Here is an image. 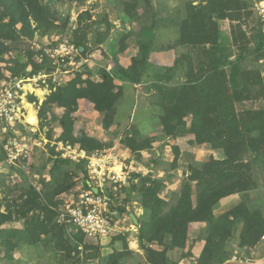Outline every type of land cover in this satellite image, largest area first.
I'll return each instance as SVG.
<instances>
[{
	"label": "trees",
	"instance_id": "obj_1",
	"mask_svg": "<svg viewBox=\"0 0 264 264\" xmlns=\"http://www.w3.org/2000/svg\"><path fill=\"white\" fill-rule=\"evenodd\" d=\"M84 1L76 0L78 3ZM250 5L248 0H200L198 3L188 1L183 14L176 16L173 13L172 18L171 15L158 17L157 12L156 26L158 21L161 24L172 23L164 26L163 30L166 31L163 35L170 33V38L174 37L175 43L168 42L166 45L156 38L154 23L150 26L144 24L145 9H139L137 0L125 1V13L121 12V19L124 23L128 19L142 24L139 30L140 40L138 39L136 50L133 51L131 63L124 67L118 55L126 51L131 55L129 47L132 32L119 27L121 30H116L110 42L105 41L108 50L104 46L100 47L102 57L111 55L116 65L112 70H107L108 62L101 65L102 60H99V66L102 67L98 70L85 65L81 70L71 73V79L65 83L56 85L53 79L48 80L50 87L56 89L39 108L42 127L46 124L49 126L53 120H47L46 112L50 108H63L62 115L55 117L63 129L57 140L79 146L88 155L112 146L113 142H104L86 129L76 128L75 113L79 107L85 105L81 110L94 109L99 112L101 124L107 132H111L117 112L121 113L120 108L117 110L118 102L124 97L128 85L141 84L146 77L156 81L149 89H157V93H154L160 103L155 106L159 112L157 125L162 127L166 136L176 140L182 136L194 135L197 143H210L214 149L223 151L222 159L211 155L210 159L199 163V166L191 165L188 180L173 191L168 201L161 197L164 183L157 182L156 179L147 177L140 181V185L131 183L132 190H139L141 193L138 204L144 210L142 217H149L145 221L139 218L138 226L140 248L145 252L144 264H180V260L192 255L191 247L197 240H205L198 264H224L236 251L240 255L243 251H251L262 240L264 190L257 186L256 172L258 170L259 173H264V77L258 68L251 71L242 67L248 58L245 53L250 44L254 46L250 48L249 54H254V59L258 61L264 59V33L259 17L256 21L251 20L253 11ZM91 17V11H83L79 15V27H69L66 30L70 23L69 16L60 20L46 2L0 0V60L5 54L18 50L19 42L33 39L38 31L51 37L60 34L58 43L65 40L76 47H82V55L87 56L92 49L86 43L83 23ZM227 19L232 23L231 34L223 32L220 27L219 21ZM102 22L103 19L100 23ZM107 23L114 26L110 21ZM85 24L89 26V22ZM101 42L104 39L100 37L98 44ZM56 44L57 41H54V45L50 46L55 47ZM172 44L190 46V51L203 54L197 71L193 57L181 60L179 65L184 69L178 71L187 76V83L179 89L162 82H170L172 78L163 73L164 70L154 76L148 73L154 67L153 52H161ZM236 45L241 52L231 59ZM40 48L28 49V60L25 62L20 61V57L16 59L18 66L13 77L31 78L41 72L58 69L48 49L42 46ZM226 65L230 66L229 71L226 70ZM65 66H62V71ZM174 68L177 70V65ZM4 76L0 75V79ZM31 99H36V96L31 95ZM244 100H262V105L237 113L236 102L242 103ZM126 112L131 113L132 109ZM139 122L130 128L125 127L121 141L136 154L135 157L141 158L143 150L152 148L156 136L155 133L152 134L155 125L150 126L146 120ZM12 136L13 133L9 131L4 137H0V164L6 165L9 155L4 145ZM48 137H53L52 131L48 133ZM54 148H50L54 153L53 158L56 157L50 168L51 178L41 179L40 189L30 181L26 182L21 186L18 196L20 202L15 199L4 203L6 210L0 213V256L3 254L12 260L14 251L22 246L44 244L51 245L56 251L68 256L77 254L78 258L83 250H93V256L102 259L101 264H122V260L133 253L126 236L118 237L125 243L124 250L115 249L113 253L101 257L99 246L86 243L83 235L74 237L67 224L58 221L60 199L57 197L75 186L74 176L78 172L85 175L84 186L89 188L85 181L88 160L77 162L64 158L59 153L55 155ZM174 150L177 161L179 150L176 145ZM247 157L249 160H246ZM11 168L16 169L15 166ZM42 169L44 171L46 167L39 171ZM19 172L23 174L22 170ZM1 176L6 174L0 171ZM136 176L141 177L140 174H135L134 177ZM9 190L12 192L10 187ZM236 193L240 195V202L216 215L215 209H218L221 200ZM120 210L126 212V207L122 205ZM22 221L24 223L21 227L13 225ZM203 224H206L205 228ZM177 250H180V254L175 255Z\"/></svg>",
	"mask_w": 264,
	"mask_h": 264
},
{
	"label": "rangeland",
	"instance_id": "obj_2",
	"mask_svg": "<svg viewBox=\"0 0 264 264\" xmlns=\"http://www.w3.org/2000/svg\"><path fill=\"white\" fill-rule=\"evenodd\" d=\"M40 1L49 4L50 7L52 8L53 14L56 15L60 20L62 18H65L66 16L67 17L69 16L70 23L69 26L66 28V30H68L69 27L72 29H76L77 27H79V15L87 9L91 11L92 13L91 19H87L86 22L83 21L84 22L83 30L84 32L86 31V43H89V45H91L90 49L92 50L90 51L92 52L88 53V58L86 60L84 59L85 61H83L82 63L83 64L86 63V65H88L89 67L93 66L95 68L97 67L98 69L102 67L99 66L98 63L99 60H102L100 64L101 63L106 64L108 62L106 66V68L108 67V69H112L113 66H116L114 65L115 63L113 62L111 55L107 56L106 58L105 56L104 57L101 56L102 50L100 49V47L103 48L104 46L106 48L105 41L108 40L110 42V39L114 37L113 35L116 32V30H119L120 28L126 30L127 32H132V37L130 39L131 46L133 45L137 47L138 39L140 40L139 30L141 29L142 24H138L136 20L133 22L128 19L124 23L125 25L124 28L122 27L121 24V22H124L121 19V12L125 8L124 2L130 0H85L83 3H78L76 2V0L73 2H70L69 0H63V1L40 0ZM188 1H193L194 3L200 2V0H137V3L139 9L142 10L145 9L143 11V13L145 14L144 15L145 17L143 19H146V22L144 24L146 26H150L153 25L154 23L155 32L157 35L156 38L162 40L167 45L168 42L175 43L174 42L175 38L174 37L170 38V33H167L164 36L163 32L166 30L163 29L165 25L167 26L168 23L169 24L172 23L165 22L164 24H161L158 21V25L156 26L157 21L155 20L156 19L155 13L158 12V17L171 15L172 18L174 15L173 13H175L176 16H178L181 13L183 14V12L185 11V5ZM248 1L251 4L250 6L253 7L255 1L257 0H248ZM252 11H253V17L251 20L256 21L257 20L256 13L254 9H252ZM123 13H125V10L123 11ZM101 19H103L102 23H100ZM60 20H58V23ZM108 21L113 23L114 26H109L107 23ZM88 22H89V26L87 27L85 23ZM219 23L223 32L225 33L227 32L231 34V30H232L231 20L228 19L224 21L220 20ZM247 30L249 31V28H247ZM100 37L104 39V42L98 44ZM59 39H61L60 34L51 37L47 33H41L38 31L33 39H28L19 42L17 47L18 50L7 53L3 56V58H1L0 75L13 77L12 74L16 69V67L18 66L16 63V59L20 57L19 59L20 61L23 62L27 61L28 49H34V48L38 49L41 46L45 47L48 50L53 48L60 49L59 45L63 43L65 40L58 43ZM54 41H57V44L55 47H51L50 45H54ZM44 43L49 45H44ZM253 46H254L253 44H250V48H253ZM94 47L97 48L93 49ZM250 48L245 53L248 55V58L246 59L245 66H243L242 69H248L252 71L253 69L257 68L258 60H256V58L254 59L255 57L254 54H249ZM164 50L165 51L168 50V51L162 53L153 52L152 59H154V61L152 62V64L154 65V67L151 71L148 70V73L154 76V74L155 75L160 74L164 70L163 73H166L167 75H171L172 78L170 82H166V81H162V82L174 89H179L180 86L187 83V76L181 74L182 71H178L179 69H184L182 68L181 65H179L181 60L186 59L188 57L189 58L193 57V60L195 62L193 64L197 71L199 68L198 63L199 61H201L203 54L201 52L197 53L194 51H190V46L185 47V46H178L173 44L171 46H168V48ZM239 52H241V50H239L238 45H236L233 48V54L230 56V58L234 59L236 56L239 55ZM82 56L85 58L84 55ZM118 56L121 65L125 67L130 63L132 54L128 55V54L120 53ZM176 65H177V70L176 68H174V66ZM70 68L71 67L68 66L65 69H70ZM229 69L230 66L226 65V70L229 71ZM258 69L261 72L264 70V68L259 64H258ZM177 71L179 75L177 74ZM46 73L49 74L50 72L47 71ZM53 73L57 74V77L55 78H59V81H61L62 83L67 82L72 77L70 76L71 73H69L68 75H63L64 73L62 71V67H60V69L54 70ZM94 78L96 79L95 76ZM13 79H15V77H13ZM33 80L36 81L35 79ZM61 82H56V85ZM154 83H156V81L146 77L144 78L141 84L128 85L124 97L121 98L118 102L117 110L121 109L122 114L117 112V118L119 119L116 118L115 123L111 126L110 128L111 132H107L104 129L103 125L101 124V115L99 114V112L95 111L94 109L81 110L83 106L85 107V105L79 107L78 112L75 113V116L77 118L76 128L86 129L87 132L102 139L104 142L111 140L113 142L112 147L116 148L115 149L116 152L120 151V153H122L123 151L121 150L123 149L125 150L127 155L130 149L128 148L129 150H127V148L124 146V144H122L121 141V138L123 136L122 133L124 132L125 127L129 126L128 128H130V126L135 125L136 123H140L139 121L142 120L148 121L147 124H150V126L152 125V127L153 125H155V130L153 132L155 133L156 137L153 141L154 144H152V148L155 147L156 149L154 151L150 149L143 150L141 152L142 155L141 158L137 156L135 157L136 154L131 153L129 154L130 156L129 158H124V159H126L125 161L129 163L128 167L132 171L131 172L132 179H136V183H138L139 185H140V181L147 177H151L153 180L156 179L157 182L164 183L165 188L164 191L161 193V197L168 201L171 199L173 191H175V189H179L182 183L188 180V177L191 174V165L199 166V163L206 162L208 159H210L211 155H214L216 158L222 159L224 157V153L221 149H214L210 143H197L194 139L186 140L185 138V140L179 142V145L181 146V153L180 154L178 153V159L177 161H175L176 158V152L174 151L175 143H172L171 137L166 136V134L162 131V129H159L160 127L157 125L156 119L159 118V112L156 110L155 106L160 105V103H158V98L155 96L156 94H154L157 93V89H152V90L149 89V87ZM25 85L28 88L29 93L27 92L23 93L21 95L22 98L21 101H18L20 112H22L19 114L18 121L20 123L21 120H23L22 122L24 123L22 124L20 123L18 128L15 130L12 138L13 137L15 138L16 141L14 143L20 149V153L25 152L28 155V157L25 159L20 158L17 161L19 165H10L6 162V165L2 167L1 172L6 174V176L0 177V213L6 210L4 203L7 200H11V202H13L15 199H17L18 202L21 201L18 198V196L21 191V186H23L26 182L30 181L36 185L38 184L41 185L40 184L41 179L49 180L51 178L50 168L52 167V164L54 163V159L56 157L53 158L52 154L54 153L50 150V148L54 147L53 145H55L54 148L56 152L55 155H57V153L60 154L59 150H61V148H59L60 146L58 148L56 147V143L58 142L57 138L59 137L63 129L59 121L55 119V117H60L62 115L63 108L54 106L53 108H50L46 112L47 120L53 118L49 126H47L48 124H46V126L42 127L39 117H38V122L34 125L29 124L30 122L26 120V117L29 114V109L26 107L25 102L33 104V108L37 115L39 113V108L41 107V105H43L48 95H50L53 91H55L56 88L50 87V83H48V81L38 82L37 85L27 82ZM32 86H34V88H32ZM31 91H35V92L32 93ZM40 92L43 94H41ZM31 93L36 96V99H34L35 101L31 99L30 96ZM126 95L127 97H125ZM261 105H262V100L260 101L258 100L257 102L246 100L243 101L242 103H237L236 106L237 113H242L245 109L248 108L261 107ZM135 106H136V110H133ZM131 109H132L131 113L126 112V110L131 111ZM17 111L18 110L16 109V112ZM136 119H138L137 122ZM158 122L162 124L161 120H158ZM50 131H52V135H53L51 139H49L48 137V133H50ZM60 143L63 142L60 141L59 145ZM51 158L52 160H50ZM247 159L249 160V157H247L246 160ZM11 166H15L16 169L11 168ZM44 166L46 167V169L44 171L42 169V171L40 172L39 169H41ZM18 167L21 169H19ZM19 170L22 171L24 170L23 171L24 175L20 173ZM27 171L29 173H27ZM135 174H140L141 177L138 176L134 177ZM84 176L85 175L81 171L74 176V180L76 181V184L73 188H71L70 191L82 189V187H84L83 186ZM256 180H257L256 181L257 186L260 189L264 190V173L263 172L259 173L257 170ZM9 187L12 189V192H10ZM116 193L117 196L115 198L119 209L120 206L122 205L128 208V206H131L130 204H132V202L134 201L139 202L141 198L140 191L132 190L131 186H123L117 189ZM235 195H237L236 197L238 198L240 197L239 194H235ZM58 198L60 199V197H57V199ZM68 198H70V194L63 196L64 200ZM225 200H226L225 198L222 199V201ZM58 201L60 204L61 201L60 200ZM134 205L135 207H137L138 204L133 203L132 206L130 207V210H134V211L137 210L136 208H133ZM147 217L148 215L143 217L140 216L139 218L141 221H145V219L148 220ZM23 223H24L23 221L15 222L13 223V225H15L16 227H21ZM130 223L131 222L128 223L123 221L120 223V225H122L123 227L125 226L127 227L129 226ZM130 226L132 225L130 224ZM202 226L205 228L206 224H203ZM75 234L77 236L83 235V238L88 236L83 234L79 229H77ZM133 246L135 247V245ZM188 249L189 247L187 248V250ZM142 250L143 249L140 248L141 252L144 251ZM108 251L109 249L104 247L100 251L101 257L108 254ZM94 253L95 252L93 250L90 251L83 250L80 257L78 258L77 254L75 255L73 254V256L71 254L70 256H68L67 254L65 255L63 252L56 251L54 248L51 247V245L50 246L44 244H40L38 246L24 245L21 248L14 251L12 260L4 257L2 254L0 256V264H101L102 259L100 257L96 259L93 256ZM139 253L140 252L137 251V255H135V253L133 252L131 255H129L128 257L122 260V264L141 263L138 262L140 261L139 257H141L139 256ZM242 254L246 255V253L243 252ZM259 254L262 255L263 252L261 251V253L259 252ZM193 258L196 261V264H198L199 256H196L195 254L189 256L186 260H189L190 264H194V261L192 260ZM129 259L130 260L134 259L133 263Z\"/></svg>",
	"mask_w": 264,
	"mask_h": 264
},
{
	"label": "built area",
	"instance_id": "obj_3",
	"mask_svg": "<svg viewBox=\"0 0 264 264\" xmlns=\"http://www.w3.org/2000/svg\"><path fill=\"white\" fill-rule=\"evenodd\" d=\"M254 10L262 23L264 33V0L255 1ZM59 46L60 49L53 48L47 51L58 69L64 65H66L65 67H71L63 70V75H68L76 70L79 71L86 65L82 62L88 58V55L85 58L82 56V47H76L67 41ZM53 72L54 70L49 74L42 72L26 79V81L25 79H11L1 82L0 134H8L12 129L16 130V125L23 123V120L20 123L18 121L19 114L22 113L18 101H21L23 93H28V89L24 87L26 82L33 81L32 83L35 85L41 81L47 82L49 79H53L54 82H61L59 78H55L57 74ZM31 92L34 93L35 91ZM15 141L14 137L9 138L4 145L9 155L6 162L10 165H19L17 161L20 157L24 159L28 157L25 152L20 153V149L14 143ZM59 142L56 143V147L60 146L59 148L62 151H59L62 157L77 162L82 159L88 160L85 181L89 184V188L83 185L82 189L72 190L61 195L60 200L62 203L57 208L58 221L67 224L71 234L79 229L83 234L99 239L119 235L127 231V228H129L128 230L135 229L136 226L132 222L130 223L132 226L129 224L126 228L120 225L121 222L130 220V217L127 212H121L119 209L115 198L117 196L116 191L130 183V171L128 170L129 167L119 159L120 157L114 149H108L104 152L97 151L88 156L82 149L69 144L60 143L59 145ZM3 166V163L0 164V169ZM27 173L29 172L27 171ZM93 187H96L98 191L95 192ZM67 194H70V198L64 200L63 196ZM262 239L264 240V235ZM233 259L242 261L237 256H234ZM192 260L196 264L194 258ZM180 264H190V262L182 260Z\"/></svg>",
	"mask_w": 264,
	"mask_h": 264
},
{
	"label": "crops",
	"instance_id": "obj_4",
	"mask_svg": "<svg viewBox=\"0 0 264 264\" xmlns=\"http://www.w3.org/2000/svg\"><path fill=\"white\" fill-rule=\"evenodd\" d=\"M252 9H254V5H253V7H251V10ZM255 11V10H254ZM256 13V12H255ZM256 16L258 17V15H257V13H256ZM129 49H130V53L133 55V51L134 50H136L135 49V46H131V47H129ZM166 51H168V50H166ZM165 50H161V52H158V53H162V52H166ZM124 54H127V51L124 53ZM160 60V59H159ZM264 59L263 58H261L259 61H258V64L259 65H261L263 68H264V61H263ZM130 63H131V61H130ZM129 63V64H130ZM258 64H257V68H258ZM126 67V66H125ZM90 68L91 69H93V70H97L98 68L96 67H93V66H90ZM107 69H108V67H107ZM110 70H112V69H110ZM179 75V74H178ZM262 75H263V77H264V70L262 71ZM244 101H246V100H244ZM237 103H240V102H236V106H237ZM134 109H136V106L134 107ZM156 121H157V119H156ZM160 128L159 129H162V127L161 126H159ZM154 132H152V134H153ZM185 138H186V140H193V139H195V136L194 135H187V136H184V137H180V138H177L176 140L174 139V138H172L171 137V139H172V143H175L176 145H178L179 147H180V149H181V146L179 145V142L180 141H182V140H185ZM190 142V141H189ZM154 144V143H153ZM156 148L155 147H153V148H151L150 150H152V151H154ZM127 150H129L128 148H127ZM121 151H123L122 153H120V151L119 152H117L119 155H121V156H123L124 158H129L130 156H129V154H131V150H129V153L126 155V152H125V150H121ZM125 155H124V154ZM126 163H127V161H126ZM127 165H129V163H127ZM175 190H177V189H175ZM237 195H231V196H228V197H226L225 199V201H222L221 200V202H220V206L218 207V209L216 210V215H219V214H221V213H223L224 211H226V210H228V209H230L231 208V206L232 205H236L237 203H239L240 202V197L238 198V197H236ZM138 204V202L137 201H134V202H132V204ZM132 204H130L131 206H132ZM139 205V204H138ZM137 205V207H135V205H134V207L133 208H136L137 210L136 211H134L135 212V214L137 215V217L139 218L140 216H142L143 215V213H144V210L142 209V208H140L139 206ZM131 206H128V208H127V211H132V210H130V207ZM148 219H149V217H148ZM131 221H127L128 223L129 222H132V223H134L133 221H132V219H130ZM140 221V220H139ZM136 227H135V229H130V230H128L129 228H127V231H124L123 233H121V234H119V235H114V236H111V237H105V238H96V237H90V236H87V237H85L84 238V241L86 242V243H89V244H92V245H96V246H99L101 249H100V251L105 247V248H108L109 249V251H108V254H106V255H109V254H111V253H113L114 252V250H115V243L118 241V240H121V239H119L118 237L119 236H126V238H127V241H128V246H129V249L132 251V252H134L135 253V255H137V251L138 252H140L139 253V256H141V257H139L140 258V261H138V262H141V263H145V252L143 251V252H141L140 251V244L138 243V226H139V224L138 225H135ZM126 227V226H125ZM133 230V231H132ZM72 235L74 236V237H77V235L75 234V233H72ZM124 242V241H123ZM134 244H136L135 245V247L133 246ZM204 246H205V240H197L194 244H193V246L191 247V253H192V255L193 254H195L196 256H200V254H201V252H202V250H203V248H204ZM124 247H125V243H124ZM190 247V246H189ZM188 248V247H187ZM187 248H186V251H188L187 250ZM118 251V250H117ZM136 251V252H135ZM261 253V251L263 252V254L262 255H260L259 254V252ZM243 252H245L246 253V255L245 256H243L244 258H247L248 260L247 261H245V262H237V261H234V260H229V261H227V262H225L224 264H264V258H262V257H264V240H262V241H260L255 247H253L252 248V250L251 251H243ZM144 254V255H143ZM174 254L175 255H178V254H180V250H177L176 252H174ZM191 255V256H192ZM260 256H262V257H260ZM189 257V256H188ZM187 258V257H186ZM130 260V259H129ZM132 263H133V261H134V259H131L130 260Z\"/></svg>",
	"mask_w": 264,
	"mask_h": 264
},
{
	"label": "clouds",
	"instance_id": "obj_5",
	"mask_svg": "<svg viewBox=\"0 0 264 264\" xmlns=\"http://www.w3.org/2000/svg\"><path fill=\"white\" fill-rule=\"evenodd\" d=\"M108 71H110V69H108ZM32 78V77H31ZM11 79H13V77H11V76H5V77H3V78H1L0 79V85H1V82H3V81H7V80H11ZM19 79H25V81H26V79H28V78H21V77H15V79L14 80H19ZM25 81H24V84H25ZM28 81V80H27ZM27 83V82H26ZM29 83H32V82H29ZM26 87V86H25ZM27 88V87H26ZM28 89V88H27ZM29 93V92H28ZM28 95V94H27ZM31 95H33L32 93L30 94V96ZM26 101V100H25ZM24 101V102H25ZM28 101V100H27ZM35 101V100H34ZM33 105V104H32ZM25 117H26V115H25ZM37 117H39V113L37 114ZM26 120H27V118H26ZM24 123V122H23ZM26 123V122H25ZM22 124V123H21ZM29 124H31V123H29ZM20 124H18V125H16V129L18 128V126H19ZM31 125H34V124H31ZM11 132L14 134V132H15V130L14 129H12L11 130ZM4 135H6V134H0V137L2 138V137H4ZM182 137H184V136H182ZM12 138V137H11ZM180 138V137H179ZM49 142V141H48ZM59 142V141H58ZM62 142V141H61ZM176 145V144H175ZM71 146H73V145H71ZM177 147H178V150H179V154L181 153V149H180V147L178 146V145H176ZM54 147H55V145H54ZM73 147H77V148H79V146H73ZM80 149V148H79ZM108 149H114V151H115V149L116 148H114V147H112V146H110V147H108V148H106V149H104V150H101V152H104V151H106V150H108ZM83 150V149H82ZM85 151V150H84ZM175 151V150H174ZM86 152V151H85ZM97 152V151H96ZM116 152V151H115ZM117 153V152H116ZM132 153V152H131ZM87 154V153H86ZM93 154V153H92ZM91 154V155H92ZM118 154V153H117ZM88 155V154H87ZM119 155V154H118ZM88 156H90V155H88ZM119 159L120 160H122L125 164H126V159H124V157H122L121 155H119ZM87 160V159H86ZM2 164V163H1ZM3 165H5V164H3ZM127 165V164H126ZM128 166V165H127ZM2 169H0V171H1ZM128 170L130 171V183L129 184H127V185H124V186H130L131 185V183L133 182H135L136 183V179H132V177H131V170L128 168ZM3 171H4V168H3ZM24 171V170H23ZM33 183V182H32ZM33 185H35L38 189H40V185L38 184V185H36V184H34L33 183ZM83 185H84V182H83ZM66 193H68V192H66ZM64 193H62L61 195H63ZM237 194V193H236ZM61 195H59L58 197H61ZM233 195V194H232ZM231 196V195H230ZM228 197V196H227ZM226 198V197H225ZM59 199V198H58ZM224 199V198H223ZM126 212L128 213V215H129V212L127 211V208H126ZM131 212V211H130ZM132 212H134L133 210H132ZM135 213V212H134ZM130 217V216H129ZM130 219H131V217H130ZM127 221H129V220H127ZM126 221V222H127ZM135 224V223H134ZM136 225V224H135ZM263 240V239H262ZM261 240V241H262ZM234 256H237L240 260H242V261H237V262H245V261H247L248 259L247 258H244L243 256H245L244 254H241L240 255V253H239V251H236L235 253H234V255H233V257ZM233 257H231L229 260H234L233 259ZM188 258V257H187ZM187 258H184V259H182V260H186ZM182 260H180V263L182 262ZM228 260V261H229ZM187 261H189V260H187ZM235 261V260H234Z\"/></svg>",
	"mask_w": 264,
	"mask_h": 264
},
{
	"label": "water",
	"instance_id": "obj_6",
	"mask_svg": "<svg viewBox=\"0 0 264 264\" xmlns=\"http://www.w3.org/2000/svg\"><path fill=\"white\" fill-rule=\"evenodd\" d=\"M122 24V27L124 28L125 25H124V22H121ZM93 190L95 192L98 191V189L96 187H93ZM129 216L131 217L132 221L138 225L139 224V218L137 217V215L134 213V212H129ZM115 249L118 250V251H122L124 250V242L123 240H118L116 243H115Z\"/></svg>",
	"mask_w": 264,
	"mask_h": 264
},
{
	"label": "bare ground",
	"instance_id": "obj_7",
	"mask_svg": "<svg viewBox=\"0 0 264 264\" xmlns=\"http://www.w3.org/2000/svg\"><path fill=\"white\" fill-rule=\"evenodd\" d=\"M41 94H43V93H41ZM25 104H26V107L29 109V114L26 117L28 122H30L31 124H36L38 122V117H37L36 112L33 108V105L30 103H27V102H25ZM134 245H136V244H134Z\"/></svg>",
	"mask_w": 264,
	"mask_h": 264
}]
</instances>
